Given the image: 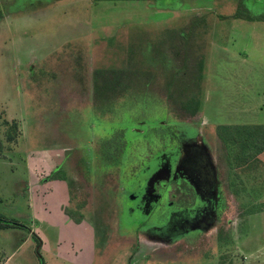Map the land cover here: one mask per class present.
Masks as SVG:
<instances>
[{
    "label": "rangeland",
    "instance_id": "374dc122",
    "mask_svg": "<svg viewBox=\"0 0 264 264\" xmlns=\"http://www.w3.org/2000/svg\"><path fill=\"white\" fill-rule=\"evenodd\" d=\"M245 4L247 19L237 15L235 0H0V217L19 224L0 230V264H40L31 228L45 242L43 264H78L70 259L76 255L91 264L264 261V214L245 224L236 199L230 207L233 233L237 238L244 230V236L232 246L228 243L227 249L217 243L216 232L203 245L190 246L194 236L190 233L198 227L191 217L173 214L156 228L147 217H132L150 225L136 232L133 224L122 223L121 213L114 212L115 196L130 178H121L119 154L124 153L122 166L129 170L132 156L145 153L132 145L139 141L155 150L167 147L163 139L173 125L187 139L185 150L194 152L191 156L198 157L208 176L209 206L204 212L215 210L218 156L225 176L227 172L216 128L264 124V0ZM194 20L201 24L185 35ZM173 57L181 71H175ZM143 66L153 73L146 89L149 96L135 98L133 88L127 91L116 121L101 129L92 113L96 75ZM161 69L165 71L160 74ZM146 75L142 74L145 84L150 77ZM181 82L187 83L188 94L200 105L198 114L186 119L189 125L174 123L164 104L165 84ZM4 120L20 125L10 142L4 135ZM187 127L190 132L199 128L200 146L191 142ZM118 133L125 139V149ZM27 157L45 160L43 168L57 162L53 170H60L59 177L40 179L37 185L45 199L52 189L60 188V193L65 189L72 213L83 215L94 227L96 233L85 242L83 252L74 246L75 227L63 225L53 206L45 205L48 210L42 218L36 216L25 170ZM150 172H145L144 185ZM246 181L249 185V177ZM255 196L253 192L247 196V210L262 207L264 212V202L250 204ZM80 205L83 209L78 212ZM180 220L187 228L178 227ZM247 233L254 242L247 244ZM183 243L189 246L182 247Z\"/></svg>",
    "mask_w": 264,
    "mask_h": 264
},
{
    "label": "flooded vegetation",
    "instance_id": "af4514ba",
    "mask_svg": "<svg viewBox=\"0 0 264 264\" xmlns=\"http://www.w3.org/2000/svg\"><path fill=\"white\" fill-rule=\"evenodd\" d=\"M200 21H202L201 18ZM200 24L201 22H199L198 25ZM187 33H189L188 30ZM187 33L184 34L188 36L193 34L190 33L189 35ZM161 78L163 79V77H160V83ZM151 85L153 84L151 83ZM164 96V104L166 105L167 111H169L167 107L169 101L166 95ZM105 99L106 98L104 97H97L95 86L92 113H94L95 116L99 118V125L101 129L104 128V125L107 126L108 124L116 121L114 119H116V116L121 112L119 111L120 108L117 107L123 102L124 98L112 97L110 102H112L113 106L111 107L106 105L107 101H105ZM170 113L175 118L173 121L174 123H190L189 120H183L176 114H173L172 112ZM166 131L167 135L163 139V145H165V142H167V147H160L159 149L155 150V148H151L149 144H144V142L139 144V141L135 145L133 144L134 146L132 145V147L137 146V149L141 147L145 153L140 156L137 155L135 159H133L134 157L132 156V159L129 161L131 162V168H129V170H126L124 165L122 166L124 162V153L122 152L119 154L116 161H118L117 165L122 174L121 178H130L128 179V182H122L120 187L121 191H118V194L115 196L116 201L114 205V212H119L118 215L121 213L119 216L121 217L122 223L128 225L129 227L133 224L132 228H135L136 232L137 230H143V228H149L150 225H147L146 221L142 220L135 222L134 218L132 217H139L140 219L147 217L152 221L151 223H154L155 228L166 224L168 219H170L173 214L179 215V217H182V219L185 217H191L192 220L194 219V223H198V227L197 230H194L190 233L194 234L193 242L189 244L190 246L193 244L197 245V242L198 244L201 242V245H203L202 242L210 237L211 234L216 232L217 243L221 247H226L228 243H231V240L234 236V228L232 227L234 223L231 219L232 212H230V207L231 202L235 199V197L227 186L228 165L223 149L222 152L224 154V163L227 165L226 176L223 172L222 164L218 156L216 159L218 176V180L216 182V187L218 190L216 207L213 212H204L205 207L208 209L209 206V192H206V186L209 187V184L207 179L208 176L203 170V165L201 164V161L198 160V157L191 156V154L194 152L190 154L185 150L187 149V145L184 146L183 142L185 141V143H187V139L185 138L183 140V136H181L182 132L179 131L177 125L169 127ZM185 131L188 134L190 132L188 127ZM198 132H200L199 128L191 129L189 139L195 145L200 146L202 143L200 142V136L199 138L197 136L199 135ZM111 136H113L112 138L114 139V135ZM117 136H120V143H122L123 148L125 149V139L123 138V135L118 133ZM113 139L109 142L112 143ZM172 142H175L176 144L173 145ZM99 143H103V138L99 139ZM171 149L174 153L168 154V151H172ZM185 151L187 153H185ZM149 169L152 173L150 172L151 174L144 185L143 180L145 177V172H147ZM53 173L54 170L48 175L43 176L41 179L49 180V176ZM157 176L160 178H156ZM153 179L155 182L149 186V183L147 184V182L152 181ZM245 217L247 216L243 217L241 214L240 220L243 219L244 221ZM124 218L132 219L129 221H124ZM204 219H206V221H203ZM182 221L184 220H180V225H178V227L184 229L187 228V225L185 226ZM240 224L241 227L242 225L244 226L243 222H240ZM209 226L213 227L208 229ZM179 232H181V230ZM124 240L126 239L124 238ZM166 241V243L170 242L168 239ZM189 245L184 244L181 246L186 247ZM170 248H173V246Z\"/></svg>",
    "mask_w": 264,
    "mask_h": 264
},
{
    "label": "trees",
    "instance_id": "16d2710c",
    "mask_svg": "<svg viewBox=\"0 0 264 264\" xmlns=\"http://www.w3.org/2000/svg\"><path fill=\"white\" fill-rule=\"evenodd\" d=\"M102 1V0H96ZM112 1V0H109ZM136 1V0H129ZM142 1H151V0H142ZM179 1V0H173ZM183 1V0H182ZM238 2V11L237 15L239 17H244L247 19V11L245 0H235ZM1 17V16H0ZM203 21V18H201ZM199 24L198 21H193V25L191 29H189V34L194 33L195 28ZM179 57V55H176ZM173 57V62L175 58ZM184 61V60H183ZM175 63V71H181L183 69L176 66ZM192 64V62H191ZM187 65V62H183V66ZM148 67H141L140 69H129L127 71H115V70H107L100 72L99 75H96V95L97 97H104L107 101V106H113L110 100L115 97L123 98L129 92L130 89L133 88L134 94L132 95L135 98L147 97L149 96V91L146 90L149 88L150 79H153V73L149 70L143 69ZM135 70L138 77L141 79L137 80L138 77L132 73L131 71ZM165 70L161 69V73ZM152 73V74H151ZM142 74H147L150 77L146 79V83L144 82L145 78H142ZM146 75V76H147ZM175 75V72H174ZM161 77V76H160ZM176 77L180 78L182 75L177 73ZM143 81V82H142ZM153 84V83H152ZM184 82L180 84H173L172 86H168L165 84L166 89V97L169 101L168 109L173 114H176L179 118L186 120L189 118H194L198 112L200 105L192 98L188 93L189 89ZM155 88V87H154ZM128 95V94H127ZM129 96V95H128ZM104 101V100H102ZM177 105V106H176ZM188 118V119H189ZM1 119V116H0ZM2 126L4 128V135L8 142L12 141L14 136L18 135V131L20 125L17 121L10 122L8 120H4L2 122ZM14 133V134H13ZM20 133V132H19ZM216 134L220 143L222 145L223 152L225 154L226 162L228 165V182L227 186L231 190L235 199L238 201L241 206L243 212L242 216H247V196L249 197L250 193H256V190L249 181V185L247 184V175L254 171L260 164H262L261 168H264V163L260 158L264 157V124H236V125H219L216 128ZM20 135V134H19ZM60 171V170H59ZM58 171L54 172L49 176V180L57 179ZM264 188V184H263ZM256 195V194H255ZM245 197L246 200H243ZM244 201V202H243ZM249 205V204H248ZM83 206H79L77 208L78 212H81ZM65 212L69 215L76 223H81L84 219L83 215L75 216L70 208H66ZM19 227V224L4 220L0 217V230L7 228H16ZM36 241L35 253L40 261L42 262V248L43 242L42 240L33 233L32 235Z\"/></svg>",
    "mask_w": 264,
    "mask_h": 264
},
{
    "label": "crops",
    "instance_id": "0c3cea01",
    "mask_svg": "<svg viewBox=\"0 0 264 264\" xmlns=\"http://www.w3.org/2000/svg\"><path fill=\"white\" fill-rule=\"evenodd\" d=\"M29 158L27 157L25 170H26V175L30 179V183H29L30 189L32 186L31 191H33V194L31 197H32L33 202L35 200V205H33V207H34V212H37L36 216H39L40 218H42L43 213L46 212L50 206H53V208L55 209V212H59L60 215L62 216V219H63L62 224L63 225L66 226V225L70 224V225H73L75 227V229L73 228V231L75 230L78 234L76 235L77 239L75 241L74 246L78 249V246H77V244H78L80 249H82V252H83V248H85L84 247L85 242L89 239H93L94 233H96L94 227L88 221H86V219H83L81 223H76L74 220L70 221V219L67 221L68 217H67V213L65 212V208L68 207L67 204L69 203V197H68L69 195L65 193V189H63L64 193L63 192L60 193V188H57L58 189L57 192H55L56 189L55 190L52 189L53 194L50 195L48 199H45L44 197H42L40 195L41 194L40 186L37 185V182H39V180L43 176H46L48 171L49 172L52 171L57 166V162H54L56 164L55 167L53 166V164L47 163V165H45V168H43L40 165L42 163H44L45 160H43V162H42L38 158H35V157H31L30 159ZM260 159L264 163V157H262ZM261 167H262V164H260V166H258L256 169H254L253 172H251L250 174L247 175V178L249 177V181L251 183V186H253L256 190V193H255L256 196H258V197L255 196V198L253 197V199L250 202L251 205H255L258 202L259 203L264 202V188H263L264 180L261 179V177L259 176L260 172L262 171ZM261 180H263V181H261ZM260 186L262 188V191H260ZM67 193H68V191H67ZM61 196L63 197V199ZM45 205L47 206L48 209L45 208ZM261 208H258L255 211L247 210V217H245V220H244L245 224H246V221H247V223L251 222V220H249L250 218L260 217V214L261 215L264 214V212H262L263 210ZM31 233L36 234V230L33 231V229L31 228ZM243 236H244V230H242V233L240 231V235L237 238L235 236L232 238L230 246L234 245V243L236 241H238L240 238H242ZM40 239L43 242V248H44L45 242L42 238H40ZM251 239H253V238H251L250 235L247 233V240H249L247 244L254 242V240H251ZM226 254L227 253H223L222 255H224V257H227ZM70 259H71V261L73 260L74 262H76L78 264H91L88 259L83 258L81 256L77 257V255L73 258L71 256ZM248 264H264V261L263 262L251 261V262H248Z\"/></svg>",
    "mask_w": 264,
    "mask_h": 264
}]
</instances>
